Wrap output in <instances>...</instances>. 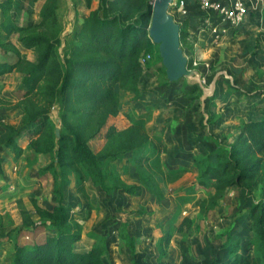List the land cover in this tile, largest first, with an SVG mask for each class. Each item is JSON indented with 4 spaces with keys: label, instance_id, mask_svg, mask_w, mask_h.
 <instances>
[{
    "label": "rangeland",
    "instance_id": "obj_1",
    "mask_svg": "<svg viewBox=\"0 0 264 264\" xmlns=\"http://www.w3.org/2000/svg\"><path fill=\"white\" fill-rule=\"evenodd\" d=\"M186 1L187 12L178 7H170L169 12L189 34L181 47L188 61L193 62L191 70L197 73V80L183 78L166 84L163 72L158 70L162 60L159 48L154 44L150 54L144 56L150 55L151 59L145 63L139 93L119 91L122 112L109 121L110 125L123 130L130 126L126 113L130 109L131 114L137 116L148 110L151 112L146 122L148 133L161 136L167 144V150L159 156L163 174L158 179L164 190V199L159 201L152 196L140 184L136 168L124 160L117 161L116 167L123 180L137 188L135 195L123 192L105 194L89 180L86 183L89 201H85L75 190V178L71 179L72 184L66 190L65 203L72 208V225L82 232L77 249L88 250L94 244L106 247L104 264H112L113 240H119L122 246L129 248L125 241L129 243L130 239L123 241L121 232L134 237L130 235L132 242L129 243L135 247L134 251L124 249L127 253H123L132 264H211L214 260L218 264H231L235 256L227 255L222 245L238 239L242 241L239 254L242 264H251L256 258L257 248L252 242L248 210L259 201V193L246 195L237 188L217 192L212 187H202L195 161L204 157L216 160L218 149L235 141L244 121L264 115V0H243L251 8V17L237 29L226 27L215 16L211 18L200 12L196 0ZM73 13L69 11L61 16L63 22L57 31L63 45L74 29V23L69 19ZM43 32L50 39L55 37V31ZM63 45L58 49L62 56ZM19 56L33 62L38 52L23 49ZM0 101L1 107L10 112L9 117H13L12 121H0V135H5L0 144L5 169L17 177L23 175L20 176L22 185L13 181L9 184L8 194L0 193V211L4 212L0 216L1 229L10 239H0V264H6L13 253L14 241L21 234L17 205L12 206L18 199L5 210L9 205L4 204L7 197L16 194L20 188L24 191L22 199L33 214L36 213L32 199L41 201L43 208L51 209L55 198L52 183L48 181L42 183L39 192L44 193L43 197L38 196V200L33 196L36 192L34 177L43 176L40 171L52 157L35 155L28 149L18 159L6 144L12 129H16L14 121L16 118L23 120L25 115L22 91L13 96L6 95ZM52 119L60 135L62 126L56 107ZM106 129L90 142L93 152L101 153L112 148V141L105 139ZM24 162L30 167L25 173L21 165ZM184 217L192 221V226L176 232L175 225ZM168 231L173 234L172 241L167 246H160ZM50 233L47 228H39L24 232L18 240L20 244L31 243ZM112 233H116L114 237ZM163 252L166 256L162 255Z\"/></svg>",
    "mask_w": 264,
    "mask_h": 264
},
{
    "label": "trees",
    "instance_id": "obj_2",
    "mask_svg": "<svg viewBox=\"0 0 264 264\" xmlns=\"http://www.w3.org/2000/svg\"><path fill=\"white\" fill-rule=\"evenodd\" d=\"M33 1H45L37 25L17 24L11 15L14 0L0 2L3 14L0 53L16 59L13 63L0 62V75L13 71L22 74L25 113L21 126L12 129L6 144L19 159L25 151L18 140L26 138L28 149L35 155L52 157L40 173L53 178L55 205L46 209L32 199L36 213L33 214L24 199L17 201L21 234L39 228H47L51 233L26 244L19 243L18 238L22 237L19 234L9 264H104L106 247L94 244L85 251L77 249L82 232L72 225V208L65 203L66 190L75 178V190L85 201H89L86 187L89 180L105 194L135 195L137 188L128 185L116 167L117 161L124 160L136 168L140 184L152 196L159 201L164 199L158 179L163 174L159 156L165 153L167 144L161 136L148 133L146 122L151 112L137 116L130 109L126 112L130 126L123 130L109 124L110 118L122 112L119 91H140L139 83L146 71L142 58L150 54L154 45L149 37L154 0H98L97 9L76 24L64 45L57 31L62 0ZM87 1L90 4L92 0ZM180 29L183 45L189 34L182 25ZM43 31H55V37L50 39ZM61 45L63 56L58 50ZM22 48L36 49V61L20 57ZM192 64L188 61L189 69ZM158 70L163 72L165 83H171L163 65ZM55 107L62 126L59 136L52 119ZM105 128V139L112 141V148L95 153L90 142ZM2 154L0 146V178L5 174ZM195 167L202 187H212L217 192L237 188L246 195L259 193V201L248 210L252 242L257 248L251 264H264V115L244 121L235 141L218 149L216 160L197 159ZM191 226L192 221L184 217L175 225L176 232ZM120 238L132 242L130 235L122 232ZM172 238V232L168 231L160 246L169 245ZM129 243L133 252L135 248ZM222 247L227 255L235 256L231 264H242L241 240L228 241Z\"/></svg>",
    "mask_w": 264,
    "mask_h": 264
},
{
    "label": "crops",
    "instance_id": "obj_3",
    "mask_svg": "<svg viewBox=\"0 0 264 264\" xmlns=\"http://www.w3.org/2000/svg\"><path fill=\"white\" fill-rule=\"evenodd\" d=\"M3 1L4 0H0V2H3ZM191 1H193V0H191ZM250 1L253 2L252 0H250ZM196 2H197V0H196ZM251 2H249V3L251 4ZM44 3H45V1L34 2L33 0H14V6L11 10L12 18L14 19V21L17 24L37 25L40 22V11H41ZM98 5H99L98 0H92L90 4L88 3L87 0H62L60 8L58 10V15H59L61 22H63L61 19V16L63 13H64V15H67L69 11L74 12L72 15L69 16V19L73 21L74 28H75L76 24L82 23L91 11L97 9ZM72 9H73V11H72ZM2 20H3V14H2V11L0 10V23L2 22ZM15 41H16V39H14V42ZM16 43H17V41H16ZM28 58L30 59V57H28ZM10 60H14V58H9V57L4 56L0 53V62L3 63L6 61H10ZM22 78H23L22 74H20L18 72L16 73V71L8 72V73L0 75V98H3L4 96L6 97V95L7 96L12 95L13 96V94L15 92L18 93L19 91H21ZM0 103H2V102L0 101ZM12 105L15 106V104H12ZM9 113L10 112H8V110L7 111L4 110L0 105V121H4V120L12 121L13 117H9ZM22 121H23L22 119L19 120L18 118H16V121H14V122H16L15 123L16 128L21 126ZM0 134H2V132H0ZM4 137H5V135H0V144L3 143L2 138H4ZM18 143L21 145V147L24 149V151L26 150V153H27V151H28L27 139L26 138H22V140L19 139ZM21 165H22V169H23L24 173H25V170L28 171V169L30 168L29 165L26 164V162L21 163ZM6 170L7 169H5L4 176L2 178H0V193L4 194V195L8 194L7 190H8L9 184L11 182L14 181V183L18 184V185L23 184L22 178H21L23 175H20L21 177L20 176L17 177L14 174H12L11 171H9V170L6 171ZM51 178H50V175H48V174L43 175L42 177H34L35 180L33 182H34V188H35L36 192H34L33 196L36 199L39 198L38 196L43 197L42 194H44V193L40 194L39 192L42 189V183L44 181L45 182L48 181V182L52 183V191H53V179L51 180ZM48 188L50 189V192L52 193L50 186H48ZM23 194H24V191H21L19 188L16 194L7 197L4 204L7 203V205L8 204L9 205H8V207L6 206L5 210L9 209V206H11V202L13 200H16V199L19 200V199L24 198V197H22ZM0 196H2V195H0ZM43 200H44V198H43ZM37 202L41 207H44L43 206L44 204H42L41 201H37ZM16 205L17 204L15 201L14 204H12V206H16ZM3 214H4V212L0 211V216H2ZM0 232H1L0 233V239L2 237H5V240H7V239H8V241L10 240L9 237L6 236V234H4V232H2L1 223H0ZM116 232H117V230H116ZM115 234L112 233V237H114ZM131 237L134 238L132 235H131ZM3 241H4V239H3ZM81 241L79 243H81ZM125 244H127V246H128V243L126 241H125ZM88 246H89V244H88ZM13 249H14V246H13ZM124 249L128 250L129 248L127 249L124 246H122V243L119 240H117V242H115L113 240V242H112V264H132V263H130L129 258H127L125 256L127 252H126V250L124 252ZM1 251L2 250H0V253H1ZM123 253H125V255ZM2 258H5V256H2ZM9 263L10 262L8 261L6 264H9Z\"/></svg>",
    "mask_w": 264,
    "mask_h": 264
},
{
    "label": "water",
    "instance_id": "obj_4",
    "mask_svg": "<svg viewBox=\"0 0 264 264\" xmlns=\"http://www.w3.org/2000/svg\"><path fill=\"white\" fill-rule=\"evenodd\" d=\"M173 0H154L149 37L158 46L167 79L174 83L186 78L195 80L196 72L188 68V59L181 47L180 25L170 14ZM197 80V79H196ZM59 136V130L56 131Z\"/></svg>",
    "mask_w": 264,
    "mask_h": 264
},
{
    "label": "built area",
    "instance_id": "obj_5",
    "mask_svg": "<svg viewBox=\"0 0 264 264\" xmlns=\"http://www.w3.org/2000/svg\"><path fill=\"white\" fill-rule=\"evenodd\" d=\"M187 5L186 0H173L170 7H178L187 12ZM197 8L211 18L215 16L221 24L232 29L245 25L251 17V8L243 0H197ZM150 59V55L144 57L142 64L145 65Z\"/></svg>",
    "mask_w": 264,
    "mask_h": 264
}]
</instances>
